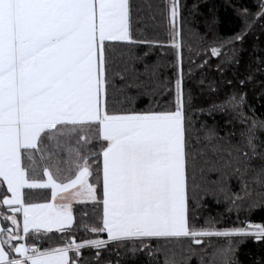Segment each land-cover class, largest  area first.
<instances>
[{"label": "snow or ice", "instance_id": "6c2138e0", "mask_svg": "<svg viewBox=\"0 0 264 264\" xmlns=\"http://www.w3.org/2000/svg\"><path fill=\"white\" fill-rule=\"evenodd\" d=\"M164 7L170 46L180 62L179 0H165ZM259 9L257 18L264 19V3ZM130 12V0H0V188L6 186L0 192V264H80L86 247L96 250L99 264L108 245L127 241L133 242V254L146 250L157 264H232L231 244L211 248L205 241H264V223H246L247 217L228 227L218 226L215 217L194 224L189 216L190 202L223 200L231 212L251 196L252 184L264 189V163L252 167L255 157L264 162V151H258L264 139L257 136L264 121L248 116L244 95L233 92L209 114L230 112L227 123H238V131L220 136L215 126L196 128L188 116L182 69L174 95L167 91L166 106L156 99L165 86L155 80L158 64L144 63L141 70L136 66L141 58L129 56L113 70L111 42L163 46L133 38ZM243 35L211 46V57ZM231 59L225 54L226 63ZM117 79L123 96L118 108L109 102ZM140 94L149 96L144 108L135 106ZM60 151L68 155L66 171L53 156ZM233 178L239 192L232 190ZM25 189L50 190L51 199L33 202ZM73 203L94 206L96 219L86 230L106 238L65 237L60 246H37L43 234L70 233ZM257 203L264 204V193L249 207ZM152 240L165 244L154 249L145 243ZM184 241L190 243L184 247ZM171 242L180 249L168 247Z\"/></svg>", "mask_w": 264, "mask_h": 264}, {"label": "trees", "instance_id": "16d2710c", "mask_svg": "<svg viewBox=\"0 0 264 264\" xmlns=\"http://www.w3.org/2000/svg\"><path fill=\"white\" fill-rule=\"evenodd\" d=\"M165 0H130L131 5V33L134 39H152L159 41L162 47L149 48L147 45H128L126 42H111L112 49L109 52L110 67L116 70L121 65V60L131 57H140L136 66L143 70L144 63L148 65L158 64L156 81L164 82L160 88L161 95L156 96L162 105L169 99L168 89L174 95L175 80L179 71L183 73V88L186 101L190 97V103L186 105L188 116L196 128L201 124L215 126L220 136H225L229 131H238V123L229 124L231 113L212 111L214 103H220L226 94L236 92L244 95V112L258 120L264 121V19L257 17L247 20L246 15H256L260 9L262 0H179L180 26L182 28V60L177 61L176 49H173L169 39V20L167 10L164 7ZM243 33L242 41H233L232 45H225L219 57H211L210 47L220 46V42L231 40L237 34ZM191 47V51L189 50ZM234 49V50H233ZM148 52V56L144 53ZM225 54L232 57L231 62H225ZM207 60L205 64L204 61ZM143 78V77H142ZM241 81H244L241 84ZM231 82V83H229ZM122 85L116 80V88L110 89V106L120 107L123 100L117 90ZM129 94L137 95L136 89L129 90ZM149 104V96L140 94L136 100L137 108H144ZM257 136L264 139V132L257 130ZM238 139V136L235 138ZM234 139V142H235ZM47 144V140L44 141ZM259 145V140L257 141ZM95 150L94 145H89ZM258 151L264 149L258 147ZM63 152H54V155L64 156ZM55 156V157H57ZM39 160V154H37ZM64 162V161H63ZM25 163H27L25 161ZM262 162L258 157L252 161L253 168H259ZM62 164H60L61 166ZM250 179V177H249ZM93 182H95L93 178ZM232 190L239 192L240 184L237 179L230 181ZM251 196L245 198L231 212L229 204L224 202L217 204L214 200L203 201L200 206L190 202V222L203 225L209 217H215L219 221L218 226H237V222L264 223V204L257 203L249 207L253 201H259L264 189L254 184L251 185ZM0 192H5L1 189ZM28 198L33 202L43 203L50 200L51 192L45 189H25ZM74 226L70 233L43 234L42 239L36 241L37 246L43 248L60 246L61 241L67 237L74 238L77 242L89 239L90 231L85 225H91L96 219V210L91 203L73 206ZM75 236V237H72ZM29 239V243H31ZM150 243L155 249L165 244V241L152 240ZM190 241H184L186 247ZM139 247V242H135ZM231 244L230 260L232 264H264V241H257L254 237L211 238L205 245L211 248L228 247ZM133 242L127 241L122 245L110 244L102 250L99 264H157V258L150 259L147 251H137L133 254L130 249ZM168 247L180 249L181 244L171 242ZM211 248L209 250H211ZM81 264H97L95 249L84 248ZM162 256L159 258L162 260ZM196 264V261H193Z\"/></svg>", "mask_w": 264, "mask_h": 264}, {"label": "rangeland", "instance_id": "374dc122", "mask_svg": "<svg viewBox=\"0 0 264 264\" xmlns=\"http://www.w3.org/2000/svg\"><path fill=\"white\" fill-rule=\"evenodd\" d=\"M262 3H264V0H262ZM245 16H246V19L247 20H251V19H253V18H255V17H257V14L256 15H246V14H244ZM72 144L75 146V140H73L72 141ZM60 152H63V151H60ZM63 153H65V152H63ZM55 156H57V155H54V159H56V160H58L59 162H60V164H62L60 167L62 168V169H64L65 171L68 169V167H69V165L67 164V163H65V161H67L68 160V155H67V153H65L64 154V156H62V157H60V156H57V157H55ZM64 161V162H63ZM75 205V204H74ZM73 205V206H74ZM90 238L89 239H95V238H106V234H99V236H97L96 234H94V233H91L90 232ZM72 237H75V236H72ZM72 239V238H71ZM82 242V241H81ZM86 248H88V247H86ZM83 249L81 250V253H83ZM70 255L71 256H73L74 258H75V253H70ZM82 263V256H81V258H80V264Z\"/></svg>", "mask_w": 264, "mask_h": 264}, {"label": "crops", "instance_id": "0c3cea01", "mask_svg": "<svg viewBox=\"0 0 264 264\" xmlns=\"http://www.w3.org/2000/svg\"><path fill=\"white\" fill-rule=\"evenodd\" d=\"M1 189H4V191L6 192V186H3L2 188H0V190H1ZM50 199H51V196H50ZM57 202L60 203V202H62V201L58 200ZM74 204H76V203H73V205H74Z\"/></svg>", "mask_w": 264, "mask_h": 264}]
</instances>
